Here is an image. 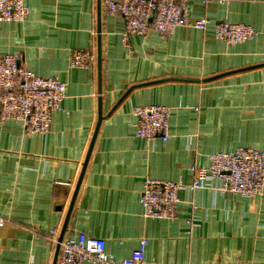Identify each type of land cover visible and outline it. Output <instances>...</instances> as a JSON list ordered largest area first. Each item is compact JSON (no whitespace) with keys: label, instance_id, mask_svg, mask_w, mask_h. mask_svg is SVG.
I'll return each instance as SVG.
<instances>
[{"label":"crops","instance_id":"1","mask_svg":"<svg viewBox=\"0 0 264 264\" xmlns=\"http://www.w3.org/2000/svg\"><path fill=\"white\" fill-rule=\"evenodd\" d=\"M25 1L24 22H0V55L20 53L36 74L63 81L66 95L47 133L0 122V264H53L57 245L48 238L53 228L60 236L101 108L65 237L104 238L118 259L147 237L151 264H264V190L221 192L211 179L195 192L184 187L174 221L144 216L140 203L148 177L188 184L190 166L209 165L214 152L264 148V36L230 45L213 31L220 20L263 31L264 0L191 1L190 18H207L205 30L135 35L131 52L123 18L107 14L101 0V87L98 0ZM73 49H94L95 66L70 67ZM152 104L172 108L166 142L136 136L134 108Z\"/></svg>","mask_w":264,"mask_h":264},{"label":"built area","instance_id":"2","mask_svg":"<svg viewBox=\"0 0 264 264\" xmlns=\"http://www.w3.org/2000/svg\"><path fill=\"white\" fill-rule=\"evenodd\" d=\"M197 1L204 6L227 0H103L107 14L120 16L125 22L122 32L124 44L132 51L131 37L147 36L151 32L162 38L171 37L178 27L194 26L205 30L209 20L205 17L196 21L190 18L189 3ZM30 8L25 0H0V22H24ZM214 35L230 45L253 40L264 30L253 25L229 20L217 21L213 26ZM97 62L96 51L73 49L69 54L70 67L92 68ZM66 95V84L53 76H41L29 69L20 53L0 55V122L15 120L27 134L50 131L55 112L62 109ZM172 108L162 104L140 105L134 108L136 136L147 141L170 137L169 120ZM210 164H192L190 170L193 181L184 184L172 180L146 178L140 196L144 216L154 219H178L181 202L180 191L186 187L190 192L202 188L211 179L213 188L221 192H231L255 197L264 190V148L240 146L233 151L214 152L209 155ZM191 210L198 209L190 201ZM192 216V215H191ZM187 223L192 225L193 218ZM5 220L0 218V227ZM57 228L51 230L49 241L59 242ZM150 240L142 237L139 246L129 257L118 259L113 256L107 241L101 237L79 232L75 237H64L60 244L56 264H151L145 258ZM156 264V263H153ZM177 264H196L194 262Z\"/></svg>","mask_w":264,"mask_h":264},{"label":"water","instance_id":"3","mask_svg":"<svg viewBox=\"0 0 264 264\" xmlns=\"http://www.w3.org/2000/svg\"><path fill=\"white\" fill-rule=\"evenodd\" d=\"M98 7H99V11H98L99 12V28H98V33H99V35H98V73H99V84H100V87H101V85H102L101 84L102 83V63H103V56H102V37H101V33H102V30H101V0H98ZM212 79L213 78H210L209 80H212ZM131 89H133V87L130 88V90ZM130 90H128V92L125 95H127ZM101 105H102V102H101ZM102 113L103 112H102V108H101L100 109V115H99V121H98L97 127L95 129V133H94V136H93V140H92L90 149L88 151V154H87V157H86L84 166H83V170H82L81 175H80V178L78 180L77 187H76L75 193L73 195V198H72V201H71V204H70V208H69V211H68L67 218L65 220V223L63 225L62 231H61L60 236H59V242L57 244V248H56L55 258H54L53 264H56L57 263V259H58V255H59V250H60V244H61V242L63 241V239L65 237V233H66L67 227H68V221H69L70 216H71V213L73 211V207H74V204H75V200H76L77 194L79 192L81 183L83 181V177H84L85 172H86V169H87V165H88V162H89V159H90L92 150H93V146H94V143H95L97 134L99 132L100 125H101V123L103 121V114Z\"/></svg>","mask_w":264,"mask_h":264}]
</instances>
